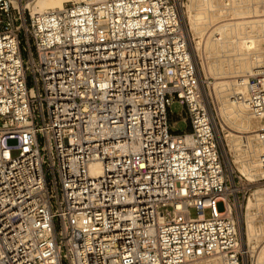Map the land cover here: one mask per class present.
I'll return each mask as SVG.
<instances>
[{"label":"built area","instance_id":"obj_1","mask_svg":"<svg viewBox=\"0 0 264 264\" xmlns=\"http://www.w3.org/2000/svg\"><path fill=\"white\" fill-rule=\"evenodd\" d=\"M184 3L0 0V264H256L237 208L264 206V67L229 94L263 118L249 179L225 163Z\"/></svg>","mask_w":264,"mask_h":264},{"label":"bare ground","instance_id":"obj_2","mask_svg":"<svg viewBox=\"0 0 264 264\" xmlns=\"http://www.w3.org/2000/svg\"><path fill=\"white\" fill-rule=\"evenodd\" d=\"M68 1L70 0H33L31 2L29 0L27 5L29 6L32 3L31 10L42 11L47 10L48 8H61L63 3ZM215 1L216 0H187L180 12L181 27L187 36L191 56L199 74V65L197 66L192 43H195L196 49L200 46L201 40H204L202 47L206 54H210L212 52H215L216 54L232 53L231 58L236 61V68H239V70L236 71L241 73L246 72L245 74L235 76L232 81H221L218 80V78H221L222 74H227L226 71H224L225 60H218L220 62L217 63L209 61L206 62V69L214 76H218L215 78L217 80L213 81L210 87L216 95V105L214 106L215 110L217 111L219 119L223 123L220 130L216 128V124H214V129L216 130L218 143L223 149L225 163L226 165L231 166L228 157L230 149H234L236 151L238 148L244 147L247 159L250 158V160L245 162L238 161V168L245 176L255 177L259 174L255 162L261 151V148L255 140V136L257 131L263 129L261 127L263 118L251 116L247 110L242 108V106L233 102L229 98V95L227 97V92L230 94L234 89H238L240 85L245 83L248 76L258 73L260 69L264 67V64L260 63V59L256 60V63L250 67V64L254 63V59H251V56L247 54L257 52L255 51V46L256 42H259V39H257L255 35L247 34L243 37H236L237 39L233 38L234 35H239L241 28L243 29L244 27H248L250 30H247L246 33H250L253 27L256 29H258L260 25L264 27V17L261 19L255 18L254 20L229 21L227 18L228 16L241 15V12H239L241 9L239 7H241L243 0H225L224 4L222 6L220 5L221 9L218 5H216L217 3L215 4ZM261 1L264 3V0ZM234 5L238 6L237 10H230V8ZM263 11L264 9L261 12ZM221 17H223V19L219 20ZM218 20L222 23L216 25V23L219 22ZM208 25H211L210 28L213 25L216 26L212 28L209 34L207 33L208 35L204 39L206 34L204 35L203 31ZM238 29L240 30L238 31ZM242 31L243 30H241V33ZM203 78L205 80V87H208L211 83L207 80L208 76H204ZM203 91H205V89ZM209 95L206 94L205 91L206 98ZM230 126L233 129H230ZM224 140L226 141V144L224 143ZM225 146H228V150L225 149ZM247 152H250L251 154H248ZM94 171H97V169L95 168ZM244 207L245 208L243 209L242 205H240L237 208L238 224L240 232L243 233L241 234V236L243 235L242 245H247L248 248H255V243L257 242V237L259 238V233H264V206L262 203L261 191H254L246 200ZM257 219L258 226H255L254 222ZM260 245L261 249L255 258L256 264L261 263L264 259V241ZM180 264H222V262L217 257H211Z\"/></svg>","mask_w":264,"mask_h":264},{"label":"rangeland","instance_id":"obj_3","mask_svg":"<svg viewBox=\"0 0 264 264\" xmlns=\"http://www.w3.org/2000/svg\"><path fill=\"white\" fill-rule=\"evenodd\" d=\"M31 1H33V0H30V2ZM74 1L75 0H70L68 2H74ZM224 1L225 0H216L215 1V4L217 3L216 5H218L219 8L221 9V6L224 4ZM68 2H64L63 5L68 4ZM185 2H187V0H185ZM25 3L26 4L29 3V0H25ZM28 7L31 9L32 3ZM237 8H238V6L234 5L232 8H230V10H237ZM239 8L241 9L239 11V12H241V15L228 16L227 18L229 19V21H240V20H250V19L251 20H254L255 18L256 19H261V18L264 17V11L261 12L264 9V3H262L261 0H243V3L241 5V7H239ZM259 13H260V15H259ZM261 14H262V16H261ZM222 19H223V17L219 18V20H222ZM220 23H222V22L219 21L218 23H216V25L217 24H220ZM216 25H213L211 28H210L211 25H208L204 29V31H203L204 32V35L206 34L204 36V39L210 33V31L212 30V28L214 26H216ZM254 28L255 27H253L251 29V32L250 33H246L247 30H250L248 27H244L243 29L241 28V30H243L242 33H241V30L238 29V31L240 30L239 31V35L238 36H235L234 35V37H233L234 39H237L236 37H243L244 35L251 34V35H255V37L257 39H259V42H256V46H255V49H256L255 51H257V52H252L250 54H247V55L251 56L250 57L251 59H254V61H253L254 63H251L250 64V67H252V65H254L256 63V60H259V59L261 61L260 63H263L264 64V27L260 25V27L258 29H256V28L254 29ZM203 43H204V40H201L200 46H198V48L195 49V43L193 42L192 43V47H194V49L193 48L192 49H193V52H195V59L197 61V66L199 65L198 66V68H199L198 70L200 71V75L202 76V78L204 76H208V79L207 80L209 82H211L209 84V86L208 87L206 86V88H204V89L206 91V94L209 95V93H210V98L213 101V104L215 106L216 105V95L211 90V87L210 86H211V84H212L213 81L217 80L215 78L218 77V76H214L213 74H211L206 69V62L209 61V62L217 63V62H220L218 60H221V61L222 60H225V69H224V71H226L227 74H222L221 75L222 77L221 78H218V80H221V81H226V80L232 81L235 76L245 74L246 72L245 73H241V72H237L236 71V70H239V68L238 67L236 68V61H234L231 58L232 57V53H226V54H223V53L222 54L221 53L218 54L217 53L216 54L215 52H212L210 54H206L203 51V47H202L203 46ZM232 90H230V91H232ZM228 95H229V92H227V97H228ZM170 111L171 112L169 114V122H170V125H171V130L174 131V132L186 131L187 128H188V122L181 120V117H179V114H183L182 107L178 103L175 102V103H173L171 105ZM217 117H218V115H217ZM218 119H219V117H218ZM222 124L223 123L219 119L218 120V123H216V128H218V130H220ZM224 127H225V125H224ZM230 129H233V128L230 126ZM251 134H253V133H251ZM15 142H16L15 139L9 140L8 141V144L13 145V143H15ZM224 143L226 144V141L225 140H224ZM220 149H222V148L220 147ZM225 149L228 150V146L227 147L225 146ZM222 152H223V149H222ZM247 153L248 154H251L250 152H247ZM11 154L15 155L16 154V150H13ZM223 156H224V154H223ZM228 157L230 158V164L233 165V166H235L236 168H238V161L245 162L247 160V155L245 154V148L244 147H240L236 151L234 149H230V153H228ZM238 170L240 171L239 168H238ZM247 178H253V177H247ZM245 203H246V201L244 202V204H242L243 209L245 208L244 207ZM215 208L217 209V211H222L224 209V207H223V205H222L221 202H217L216 205H215ZM196 214H197L196 210L194 208H191L190 215L191 216H196ZM204 216L205 217H209L210 216V211L209 210H206L204 212ZM254 225L255 226H258V219L255 220ZM241 234H243V233L241 232ZM261 234H263V235H261ZM263 241H264V233L262 232V233H259V238L257 237V242L255 243V246L257 248L256 247L255 248H248L247 245L246 246L244 245L245 248H246V250H247V252H248V254H252L253 257L255 255L254 258H256L257 254L259 253V251L261 249V245L260 244Z\"/></svg>","mask_w":264,"mask_h":264}]
</instances>
